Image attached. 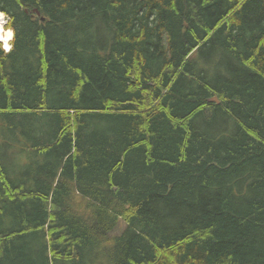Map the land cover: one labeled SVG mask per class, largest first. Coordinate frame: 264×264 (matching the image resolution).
Masks as SVG:
<instances>
[{"label":"trees","instance_id":"16d2710c","mask_svg":"<svg viewBox=\"0 0 264 264\" xmlns=\"http://www.w3.org/2000/svg\"><path fill=\"white\" fill-rule=\"evenodd\" d=\"M0 10V264H264V0Z\"/></svg>","mask_w":264,"mask_h":264},{"label":"bare ground","instance_id":"6f19581e","mask_svg":"<svg viewBox=\"0 0 264 264\" xmlns=\"http://www.w3.org/2000/svg\"><path fill=\"white\" fill-rule=\"evenodd\" d=\"M1 18L2 17H0V20H1ZM10 35H11V31L10 30L9 31H5V33H3V29L0 26V43L2 45V49L5 50V52H7L6 51V48H7V40L10 38ZM209 101H215V103L218 102V100H217L216 97L210 98Z\"/></svg>","mask_w":264,"mask_h":264},{"label":"rangeland","instance_id":"374dc122","mask_svg":"<svg viewBox=\"0 0 264 264\" xmlns=\"http://www.w3.org/2000/svg\"><path fill=\"white\" fill-rule=\"evenodd\" d=\"M205 64H203V68L206 69V71H210V70H213L215 68L216 65H218V62L216 59H212V62L211 63H206L204 62ZM216 64V65H215ZM220 69V67H219ZM27 156H24V158H26ZM125 224L120 221L119 225H118V228H117V231L116 232H119L121 231L123 228H124Z\"/></svg>","mask_w":264,"mask_h":264},{"label":"water","instance_id":"95a60500","mask_svg":"<svg viewBox=\"0 0 264 264\" xmlns=\"http://www.w3.org/2000/svg\"><path fill=\"white\" fill-rule=\"evenodd\" d=\"M33 10H35L36 13H39L38 10H36V9H33Z\"/></svg>","mask_w":264,"mask_h":264}]
</instances>
